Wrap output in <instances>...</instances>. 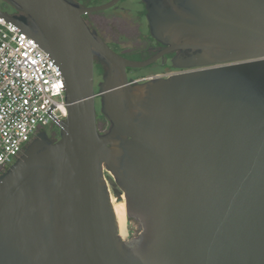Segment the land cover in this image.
<instances>
[{
  "label": "water",
  "instance_id": "water-1",
  "mask_svg": "<svg viewBox=\"0 0 264 264\" xmlns=\"http://www.w3.org/2000/svg\"><path fill=\"white\" fill-rule=\"evenodd\" d=\"M5 1L60 68L67 118L52 106L60 139L40 133L0 176V264H264V0L154 10L153 35L199 70L146 82L126 69L159 56L120 57L69 0Z\"/></svg>",
  "mask_w": 264,
  "mask_h": 264
},
{
  "label": "built area",
  "instance_id": "built-area-1",
  "mask_svg": "<svg viewBox=\"0 0 264 264\" xmlns=\"http://www.w3.org/2000/svg\"><path fill=\"white\" fill-rule=\"evenodd\" d=\"M52 106L59 121L67 118L60 68L35 39L0 14V174L55 124L47 113Z\"/></svg>",
  "mask_w": 264,
  "mask_h": 264
},
{
  "label": "flooded vegetation",
  "instance_id": "flooded-vegetation-1",
  "mask_svg": "<svg viewBox=\"0 0 264 264\" xmlns=\"http://www.w3.org/2000/svg\"><path fill=\"white\" fill-rule=\"evenodd\" d=\"M69 1L81 12V18L88 30L120 57L129 61L144 62L159 56L157 61L147 67L127 68L126 75L129 81L146 82L151 79L169 78L199 70L178 67L185 65L184 61L191 57V51L172 50L171 45L163 44L153 35L151 27V16L154 10L164 13L172 12L181 6L183 0ZM106 6L109 7L102 9ZM0 10L10 15L19 14L5 0H0ZM139 70L150 71L139 75ZM109 73V66L96 55L94 57V82L97 93ZM99 103L101 105V98L97 97L96 104ZM55 128L56 132L51 136L47 134L52 142L60 139V128L58 126Z\"/></svg>",
  "mask_w": 264,
  "mask_h": 264
},
{
  "label": "rangeland",
  "instance_id": "rangeland-1",
  "mask_svg": "<svg viewBox=\"0 0 264 264\" xmlns=\"http://www.w3.org/2000/svg\"><path fill=\"white\" fill-rule=\"evenodd\" d=\"M149 71L150 70H139L138 73H139V75H144V74L148 73ZM96 113H97L98 130L101 134H104L109 130L110 123H109V120L107 119V117L101 112L100 103L96 104ZM55 126H57V125L52 124L50 127H48L46 129L45 133L49 134V136H51L54 132H56ZM104 175H105L106 179H108V177L106 175V171L104 172ZM117 189H118L117 187L110 186L113 204L115 206H118V208L121 210L120 214H119V220L123 221L124 219H126V216H127L125 196L121 197L119 193L115 194L114 190H117Z\"/></svg>",
  "mask_w": 264,
  "mask_h": 264
},
{
  "label": "bare ground",
  "instance_id": "bare-ground-1",
  "mask_svg": "<svg viewBox=\"0 0 264 264\" xmlns=\"http://www.w3.org/2000/svg\"><path fill=\"white\" fill-rule=\"evenodd\" d=\"M114 207H115V210H116V213H117L118 221L121 222V220H119V214H120V211H121V210L118 208V206H115V205H114Z\"/></svg>",
  "mask_w": 264,
  "mask_h": 264
}]
</instances>
